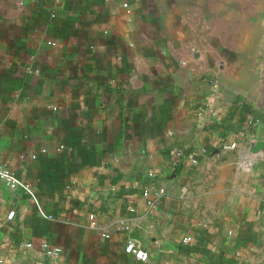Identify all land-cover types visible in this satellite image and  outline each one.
Listing matches in <instances>:
<instances>
[{"label":"crops","instance_id":"0c3cea01","mask_svg":"<svg viewBox=\"0 0 264 264\" xmlns=\"http://www.w3.org/2000/svg\"><path fill=\"white\" fill-rule=\"evenodd\" d=\"M167 5L0 0V162L53 215L0 181V264H45L43 241L62 247L47 264H264L257 198L235 190L238 205L199 217L206 199L231 193L213 172L225 152L216 149L258 140L264 117L250 124L248 105L172 29ZM176 146L189 150L177 156ZM149 171L165 187L152 208ZM131 236L147 261L126 251Z\"/></svg>","mask_w":264,"mask_h":264},{"label":"rangeland","instance_id":"374dc122","mask_svg":"<svg viewBox=\"0 0 264 264\" xmlns=\"http://www.w3.org/2000/svg\"><path fill=\"white\" fill-rule=\"evenodd\" d=\"M167 10L172 14V29L193 49L206 55L214 79L222 82L226 90L233 91L236 99L248 105L252 112L250 124L261 123L257 119L264 117V0H168ZM253 136L258 139L264 137L261 133ZM245 138L247 136H242L240 143L235 141V149L248 141ZM235 149L217 153L213 159L221 164L213 172L223 176L230 196L226 191V197L206 199L210 204L209 211L199 217L201 220H214L220 215L212 210H219L218 206L228 200L238 205L235 190L245 192L246 202L257 198L261 223L259 240L264 261V183L259 185L255 173L258 165H262L264 170V163H261L264 158L259 156L256 159V155L249 150L244 159L252 158L261 164L257 162L254 167L246 168L241 164L243 156ZM260 174L263 178L264 173ZM225 176L231 177L233 182L226 183ZM202 204L205 205L204 201Z\"/></svg>","mask_w":264,"mask_h":264},{"label":"built area","instance_id":"2783aa9c","mask_svg":"<svg viewBox=\"0 0 264 264\" xmlns=\"http://www.w3.org/2000/svg\"><path fill=\"white\" fill-rule=\"evenodd\" d=\"M125 6H127V3H124ZM255 141V140H254ZM253 141L248 140L245 143L246 147H250L251 143ZM237 146V142L235 141H225L221 143V145L216 149L215 152L218 151H228V150H233ZM188 147H183V146H176L175 148L172 149V153L181 156L182 154H185L186 151H188ZM203 149H198L197 153H193L192 155V162L193 163H198L199 162V154L204 152ZM257 156V155H256ZM241 164L243 167L250 168L252 166V163L254 162L252 158L250 159H242ZM176 161V160H175ZM177 162H174V165ZM150 177L152 178L151 181L144 187L143 189V194L146 197V202L147 206L149 208H152L156 205L161 193L165 191V187L159 185L158 181L155 179V173L153 171H149L148 173ZM0 181L6 185L11 190L19 191L25 195H27L30 199H32L38 206V209L40 213L46 217H53L52 214L46 213L41 207V204L39 202L38 196L36 194V191L33 187V185L21 179L16 175V173L11 169V167L6 164L0 162ZM93 218L94 215H91ZM93 224L96 223L95 220L92 221ZM27 246H31V242L26 243ZM41 249H42V256L43 260L42 262L47 264L51 258L56 257L62 252V247L60 245H52L47 241H43L41 243ZM125 249L126 251L133 253L134 256L142 261H147L149 259V252L142 246L140 241L131 236L127 239L126 244H125Z\"/></svg>","mask_w":264,"mask_h":264},{"label":"water","instance_id":"95a60500","mask_svg":"<svg viewBox=\"0 0 264 264\" xmlns=\"http://www.w3.org/2000/svg\"><path fill=\"white\" fill-rule=\"evenodd\" d=\"M229 95L231 99L236 100V97L233 91H230ZM250 150L256 155L260 154V152L264 150V139H258V140L253 141L250 145Z\"/></svg>","mask_w":264,"mask_h":264}]
</instances>
